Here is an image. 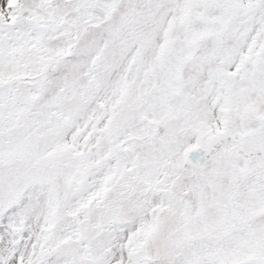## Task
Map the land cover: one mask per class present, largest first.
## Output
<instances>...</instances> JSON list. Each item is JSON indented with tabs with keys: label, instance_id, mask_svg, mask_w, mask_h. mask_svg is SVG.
<instances>
[{
	"label": "snow or ice",
	"instance_id": "obj_1",
	"mask_svg": "<svg viewBox=\"0 0 264 264\" xmlns=\"http://www.w3.org/2000/svg\"><path fill=\"white\" fill-rule=\"evenodd\" d=\"M0 264H264V0H0Z\"/></svg>",
	"mask_w": 264,
	"mask_h": 264
}]
</instances>
